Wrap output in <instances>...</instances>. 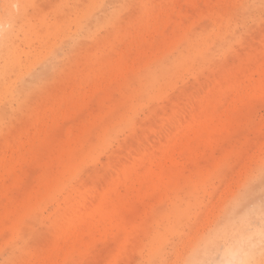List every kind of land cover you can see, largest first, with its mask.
<instances>
[{
  "label": "rangeland",
  "instance_id": "rangeland-1",
  "mask_svg": "<svg viewBox=\"0 0 264 264\" xmlns=\"http://www.w3.org/2000/svg\"><path fill=\"white\" fill-rule=\"evenodd\" d=\"M0 28V264H264V0H0Z\"/></svg>",
  "mask_w": 264,
  "mask_h": 264
},
{
  "label": "bare ground",
  "instance_id": "bare-ground-1",
  "mask_svg": "<svg viewBox=\"0 0 264 264\" xmlns=\"http://www.w3.org/2000/svg\"><path fill=\"white\" fill-rule=\"evenodd\" d=\"M9 34H11L9 31H6L4 33H2V31L0 32V45L2 43H5L6 41L9 40ZM72 224H73L74 227H79L80 222L79 221H74ZM199 259H200V257L198 258V260ZM251 261H252V259L242 256L241 259H240V262L236 261L235 263L232 262V263H229V264H251Z\"/></svg>",
  "mask_w": 264,
  "mask_h": 264
}]
</instances>
